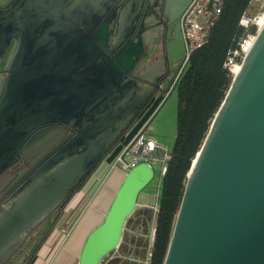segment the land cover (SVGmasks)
<instances>
[{"label": "water", "instance_id": "95a60500", "mask_svg": "<svg viewBox=\"0 0 264 264\" xmlns=\"http://www.w3.org/2000/svg\"><path fill=\"white\" fill-rule=\"evenodd\" d=\"M106 1L0 0V63L12 49L0 78V176L20 153L39 157L57 144L0 224L4 255L81 189L103 160L111 164L165 100L157 98L135 123L152 92L140 81L149 69L130 77L150 43L138 24L145 0L128 1L118 21L105 16ZM191 2L170 0L179 12L167 54L184 69L180 19ZM135 27L140 31L132 42ZM256 37L193 160L165 264H264V26ZM172 90L170 82L164 93ZM68 125L73 135L64 139ZM155 176L147 162L125 175L78 264H103L121 247L139 195Z\"/></svg>", "mask_w": 264, "mask_h": 264}, {"label": "trees", "instance_id": "16d2710c", "mask_svg": "<svg viewBox=\"0 0 264 264\" xmlns=\"http://www.w3.org/2000/svg\"><path fill=\"white\" fill-rule=\"evenodd\" d=\"M254 0H226L209 41L192 52L176 83L178 133L168 169L161 180L159 211L150 264H165L188 174L212 122L230 88L233 76L225 66L231 52L247 35L240 24ZM253 10L257 7L253 6ZM251 31H255L254 28ZM145 258L141 264H145Z\"/></svg>", "mask_w": 264, "mask_h": 264}, {"label": "flooded vegetation", "instance_id": "af4514ba", "mask_svg": "<svg viewBox=\"0 0 264 264\" xmlns=\"http://www.w3.org/2000/svg\"><path fill=\"white\" fill-rule=\"evenodd\" d=\"M128 1L131 0H107L106 2H110L111 5L107 9L105 16L109 18L114 17L118 21L122 13L121 10L124 9ZM178 12L179 6L172 5L170 0H145L141 12H139L138 24L141 23L146 27L147 33L150 35L147 40L150 43L148 45L147 56L130 77L135 78L137 73H145L149 69L147 78L140 81L144 87H152V92L149 94L150 96L146 105L139 112L135 123L149 110L157 98L162 96L166 98L169 92L164 93V91H166L170 82L171 88L175 89L178 77L175 80H173V77H175L177 72L180 74L184 70L183 67H179L181 64L180 60L173 62L167 54L168 42L175 36ZM137 27L129 34L127 40L132 42L138 40L137 36L140 30ZM11 50L0 63V78L6 73ZM65 130L64 139H69L73 135V131L69 125L65 127ZM56 146L57 144H53L48 151L39 157L31 156L27 159L20 153L17 164L0 176V224L6 216L12 213L14 206L25 195L26 188L23 187L24 182L30 179L41 167V164L55 152ZM103 164H105V160L99 164L98 168ZM42 177L48 178V175L42 174ZM79 191L80 189L75 193ZM71 198L41 225L31 226L29 230L23 232L20 235L21 241L19 245H16L11 255H4L0 252L1 264H37L41 251L44 249L42 246L49 236L48 234L51 233L58 220L65 214L66 206ZM16 243L17 240L14 241V244ZM126 250L129 251L128 246Z\"/></svg>", "mask_w": 264, "mask_h": 264}, {"label": "rangeland", "instance_id": "374dc122", "mask_svg": "<svg viewBox=\"0 0 264 264\" xmlns=\"http://www.w3.org/2000/svg\"><path fill=\"white\" fill-rule=\"evenodd\" d=\"M258 1L262 0H257L256 3H259ZM176 93V90L173 89L166 96L165 100L144 126V130L148 136L154 138L159 144L165 146L170 151L175 145L178 133V95ZM154 167L156 176L139 195L138 206L129 217L121 247L112 253L109 258L105 259L106 261L103 264H141V259L147 258L149 245L152 243L156 231V216L158 212L144 207L153 206L159 200L161 191V161L154 162ZM115 171H118L120 174L123 173L119 168L111 172L110 168H105L104 165H101L80 191L73 195L66 206L65 214L58 220V223L51 233L48 234L49 236L42 246L44 249H42L41 254H44L46 251L49 252L44 260L46 263L44 262L43 264H52V261L61 251V247L66 243L67 237L75 224L83 218L94 197L100 193L99 191H101L111 173ZM123 180L124 178L117 185L104 212L90 224L82 244L85 243L91 231L103 221ZM127 246L129 251L126 250ZM135 258L138 259L134 260Z\"/></svg>", "mask_w": 264, "mask_h": 264}, {"label": "built area", "instance_id": "2783aa9c", "mask_svg": "<svg viewBox=\"0 0 264 264\" xmlns=\"http://www.w3.org/2000/svg\"><path fill=\"white\" fill-rule=\"evenodd\" d=\"M225 1L226 0H192L186 8V11L182 14L180 24L186 47L185 65L188 64L192 52L201 48L209 41L211 31L223 12ZM256 2L257 0H254L251 7L246 9L247 11L240 20V24L247 30V35L239 42L238 47L231 52L225 64L233 77L240 70L242 62L257 39L256 36L264 26V0L258 1L259 3ZM253 6L257 7L256 11L253 10ZM252 28H254L255 31H251ZM111 153L112 150L107 157ZM170 158V150L159 144L154 138L148 136L143 127L127 145L123 146L122 150L111 164L106 163L105 160V164L103 165L105 168H110L111 172L119 168L124 175H126L135 168L137 164L139 165L142 162H147L154 167V162L161 161L162 180V177L167 172ZM158 204L159 200L155 205L144 208L154 209L158 212ZM152 247L153 241L149 245L148 255L144 261L145 264H150Z\"/></svg>", "mask_w": 264, "mask_h": 264}, {"label": "bare ground", "instance_id": "6f19581e", "mask_svg": "<svg viewBox=\"0 0 264 264\" xmlns=\"http://www.w3.org/2000/svg\"><path fill=\"white\" fill-rule=\"evenodd\" d=\"M122 178H124V173L120 174L118 171L111 173V176H109L107 182L101 191H99L100 193L97 195L83 218L78 223L76 229L69 238V241L63 247L55 264H73L74 260L78 258V247L81 243H83L90 224L104 212V209L107 207L111 196Z\"/></svg>", "mask_w": 264, "mask_h": 264}, {"label": "crops", "instance_id": "0c3cea01", "mask_svg": "<svg viewBox=\"0 0 264 264\" xmlns=\"http://www.w3.org/2000/svg\"><path fill=\"white\" fill-rule=\"evenodd\" d=\"M97 196H95L94 197V200H95V198H96ZM93 200V201H94ZM79 222H80V220H79ZM79 222H77L76 224H75V226L73 227V229H72V231L70 232V234L68 235V237H67V240H66V243L69 241V238L71 237V235H72V233L74 232V230L76 229V227H77V225H78V223ZM63 232H65L64 230H63ZM66 243L64 244V246L66 245ZM83 245L84 244H80L79 245V247H78V258H76L75 260H74V263L73 264H78V261H77V259L79 260V256H80V254H81V251H82V248H83ZM63 246V247H64ZM63 247H61L62 249H63ZM62 249H61V251H62ZM61 251L59 252V254L57 255V257H55V259L52 261V264H55V262H57L56 260H57V258H58V256L60 255V253H61ZM48 251H46L44 254H41V256H40V258L38 259V261H37V264H43L45 261V259H46V257H47V255H48ZM134 260H136V259H134ZM46 263V262H45Z\"/></svg>", "mask_w": 264, "mask_h": 264}]
</instances>
